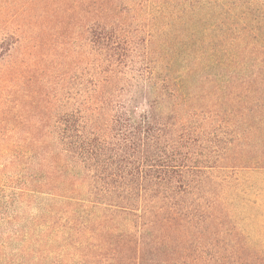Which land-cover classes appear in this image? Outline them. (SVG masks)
<instances>
[{
	"label": "trees",
	"instance_id": "trees-1",
	"mask_svg": "<svg viewBox=\"0 0 264 264\" xmlns=\"http://www.w3.org/2000/svg\"><path fill=\"white\" fill-rule=\"evenodd\" d=\"M92 2L93 94L0 127V264H264L234 207L264 173V4Z\"/></svg>",
	"mask_w": 264,
	"mask_h": 264
},
{
	"label": "rangeland",
	"instance_id": "rangeland-1",
	"mask_svg": "<svg viewBox=\"0 0 264 264\" xmlns=\"http://www.w3.org/2000/svg\"><path fill=\"white\" fill-rule=\"evenodd\" d=\"M167 1L176 5L195 0ZM199 1L215 5L240 3L236 8L195 9L198 14L247 12L240 5L264 4V0ZM172 9L139 10L138 15L177 11ZM97 10L98 5L92 0H0V127L8 122L6 128L11 134L8 141L25 139L20 133L33 130L30 126L33 122L38 124V130L47 128L46 116L55 109V101L69 95L74 102L83 101L85 91H89V96L93 94L96 73L84 26L96 19ZM250 11L264 13V8ZM142 101L138 94L135 99L138 108L144 107ZM16 130L21 132L18 134ZM38 130L34 138L48 142L49 138ZM241 177L247 179L248 194L234 206L235 224L264 251V173L239 174L240 180ZM9 185L0 181V198L10 195ZM23 217L18 220L21 224Z\"/></svg>",
	"mask_w": 264,
	"mask_h": 264
}]
</instances>
